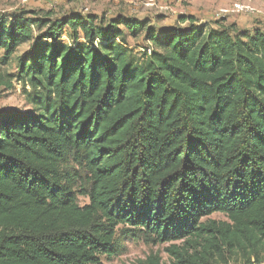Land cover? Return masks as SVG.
Listing matches in <instances>:
<instances>
[{
  "label": "trees",
  "instance_id": "16d2710c",
  "mask_svg": "<svg viewBox=\"0 0 264 264\" xmlns=\"http://www.w3.org/2000/svg\"><path fill=\"white\" fill-rule=\"evenodd\" d=\"M33 15L0 16V264H264V33Z\"/></svg>",
  "mask_w": 264,
  "mask_h": 264
},
{
  "label": "rangeland",
  "instance_id": "374dc122",
  "mask_svg": "<svg viewBox=\"0 0 264 264\" xmlns=\"http://www.w3.org/2000/svg\"><path fill=\"white\" fill-rule=\"evenodd\" d=\"M21 12L28 17L38 14L52 13L53 19L69 14H79L83 17L113 19L125 15L147 21L149 26L160 31L169 28H181L179 18L193 17L198 25H209L223 22L225 26L235 25V28L245 34L253 35L257 31L264 33V0H0V16L13 18ZM68 42L67 37L63 39ZM134 49H142L143 41L129 39ZM29 48V44L21 46L16 57ZM3 54V53H2ZM0 54V75L16 74L15 59L7 65H2ZM15 57V58H16ZM12 81V80H11ZM12 88L0 85V111H30L23 87L12 81ZM88 200L80 198V204L86 205ZM211 220L226 222L221 214H214ZM169 245L149 246L142 242L128 243L126 252L112 260L103 258V264H137L150 254L159 255L168 262L166 248Z\"/></svg>",
  "mask_w": 264,
  "mask_h": 264
}]
</instances>
